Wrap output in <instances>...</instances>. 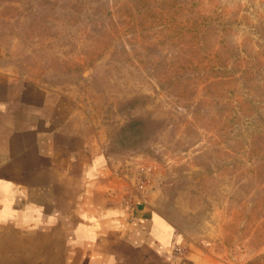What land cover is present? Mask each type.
<instances>
[{
    "label": "rangeland",
    "instance_id": "374dc122",
    "mask_svg": "<svg viewBox=\"0 0 264 264\" xmlns=\"http://www.w3.org/2000/svg\"><path fill=\"white\" fill-rule=\"evenodd\" d=\"M0 71L91 121L135 201L264 253V0H0Z\"/></svg>",
    "mask_w": 264,
    "mask_h": 264
},
{
    "label": "crops",
    "instance_id": "0c3cea01",
    "mask_svg": "<svg viewBox=\"0 0 264 264\" xmlns=\"http://www.w3.org/2000/svg\"><path fill=\"white\" fill-rule=\"evenodd\" d=\"M0 257L5 264H236L112 179L93 123L59 93L2 71ZM242 264H264V253Z\"/></svg>",
    "mask_w": 264,
    "mask_h": 264
},
{
    "label": "water",
    "instance_id": "95a60500",
    "mask_svg": "<svg viewBox=\"0 0 264 264\" xmlns=\"http://www.w3.org/2000/svg\"><path fill=\"white\" fill-rule=\"evenodd\" d=\"M6 258V257H5ZM7 259V258H6ZM10 262H8L7 264H9ZM0 264H5V262L3 261V257H0Z\"/></svg>",
    "mask_w": 264,
    "mask_h": 264
}]
</instances>
